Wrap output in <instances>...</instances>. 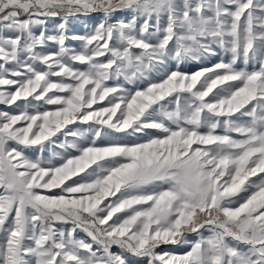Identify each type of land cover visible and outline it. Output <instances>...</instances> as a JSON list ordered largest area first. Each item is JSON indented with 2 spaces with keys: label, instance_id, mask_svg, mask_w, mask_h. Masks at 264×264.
Segmentation results:
<instances>
[{
  "label": "snow or ice",
  "instance_id": "1",
  "mask_svg": "<svg viewBox=\"0 0 264 264\" xmlns=\"http://www.w3.org/2000/svg\"><path fill=\"white\" fill-rule=\"evenodd\" d=\"M0 105V264H264V0H0Z\"/></svg>",
  "mask_w": 264,
  "mask_h": 264
},
{
  "label": "rangeland",
  "instance_id": "2",
  "mask_svg": "<svg viewBox=\"0 0 264 264\" xmlns=\"http://www.w3.org/2000/svg\"><path fill=\"white\" fill-rule=\"evenodd\" d=\"M100 18H101L100 13H89L87 15L80 14L76 17L70 18L69 24H68V34L69 35H74V34L83 35L86 32L92 30V28L99 22ZM121 18H123V17H121ZM60 22H62V21L59 17L49 20V23H48L49 29L50 30L53 29L55 27V25L60 23ZM70 46L79 47V43L78 42H70ZM221 58H224V57L208 58L205 61H203L202 64H198L197 62L189 61L186 65H182V68H184V69L190 68L194 71L200 66L211 67L214 63L219 62V60ZM224 59H226V58H224ZM106 103L107 102L105 101V104ZM12 110L13 109H10L5 105H0V111H12ZM69 127L73 128V129L79 128L80 130H86L88 128V125L75 124V125H69ZM116 135L118 137L122 138L124 140V142H126V143L134 142L137 139V137L128 136L125 133H118ZM52 139L54 141H56V145L55 146L48 145L46 147V149L43 153L44 158L51 156L52 152H57L60 155L64 154L63 150L59 147L60 144L65 142L64 137L60 133H58L57 136L53 137ZM71 140H72V138L68 137V142H71ZM98 143H100V142L98 141ZM26 155H28L32 159H37V158H40L41 153L38 150L30 149L26 152ZM81 235H83V234L81 233ZM189 239H196V237L190 236ZM161 250L162 251H171V252H175V253H183V252H186L188 249H187V247L169 245V246H164ZM113 251L118 252L120 250L118 248H114ZM131 259L135 260V258H131Z\"/></svg>",
  "mask_w": 264,
  "mask_h": 264
}]
</instances>
